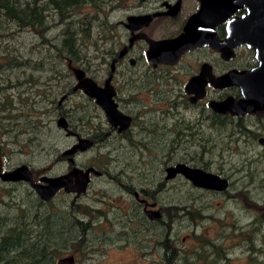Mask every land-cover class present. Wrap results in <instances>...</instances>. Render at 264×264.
<instances>
[{
  "label": "flooded vegetation",
  "instance_id": "obj_1",
  "mask_svg": "<svg viewBox=\"0 0 264 264\" xmlns=\"http://www.w3.org/2000/svg\"><path fill=\"white\" fill-rule=\"evenodd\" d=\"M263 1L240 0L232 7H224L217 0H108L102 9L93 10L94 24L91 30L92 42H90L92 54L87 57V62L74 63L71 59H67L68 71L64 74L60 73L61 76L66 77L64 91L58 100L53 97L49 107L40 106L42 101L45 105L48 102L46 89L42 90L47 81L46 78L43 79L42 74L43 70H48L46 57L41 56L33 62L34 59L30 55L37 50L39 52L46 50L47 32L41 36V32L37 29L29 26L21 27L15 21H11L4 45L8 44V48L18 56L9 41L16 33L29 31L31 52L27 58H21L22 60L18 56V61H27L35 67L33 71L32 66L26 67L20 70L18 75L10 70L7 71V76L11 79L9 84H0V98L7 95L12 100L11 111L14 112L13 93L16 90L17 98L21 99L22 95H26L21 101L29 106L26 112L27 117L28 114L44 115V118L47 115L53 116L56 126L73 140L65 149L79 144L82 139L90 141L87 149H78L71 155V161L68 155H63L65 149L61 152L67 166L59 174L34 173L31 167L26 165L32 173L34 182L39 183L43 177L65 176L73 170L82 173L90 169L94 171L88 172L85 192L78 195L68 193L63 188L48 202L41 201L31 186L25 182L6 183L0 179L2 188L7 189L9 193L11 187L13 189L25 184L44 205L51 203L60 194L72 197V203L60 209L63 210L61 215L63 212H71L76 217L75 224L76 221L91 224L93 229L89 231L91 236L88 237L92 239H87L88 247H92L93 239L101 233L107 244H113L119 239L129 242V236H133L138 242V238L143 237L144 231L151 232L152 237L156 236V224L166 217L165 210L170 214L177 211L176 208H180L160 206L157 195L165 189L164 183H174L182 179L192 188L213 194L215 197L228 195L229 198L237 199L234 195L230 197L228 193L233 182L231 177L224 173L225 165L230 164L224 163L227 157L230 160L238 155L239 161L230 165L235 173H238L241 167L254 169L251 170L254 173H251L250 185L259 184L260 189L263 190L264 175L259 168L264 169V115L249 112L242 115L220 113L210 106L211 102H221L229 97L236 100L243 97L238 84L219 87L215 83L218 78L229 72L254 71L264 63V14L260 8ZM40 3L44 2L41 0ZM250 5H252L251 10ZM252 10L253 15H251ZM42 12L47 20V10L43 8ZM130 18H136V20L130 22ZM12 23L14 26L11 27ZM13 27L15 29L11 31ZM186 31L189 32L190 40L191 38L202 40L203 44L186 48L169 62L157 61L159 60L157 54L160 53L153 44L175 39ZM230 31L233 37L231 41H226ZM75 68L81 69L84 77L91 78L98 87L108 86L107 88L113 92L112 99L116 109L122 115V123L111 122L94 97L86 95L81 89H75L78 83L74 73ZM55 72L52 75L58 79L59 71ZM260 81H262L260 78L255 79L252 86L256 87ZM202 90L203 96L198 97ZM76 93L82 94L85 102L74 101L71 104L73 102L71 97ZM31 105H34V111ZM23 107L25 106H22V109ZM36 107L41 109L37 110ZM5 113L0 112V123L8 120L5 118ZM20 113L22 115L24 112ZM62 117L66 120L69 135L57 124ZM127 118L128 126L120 130V127L127 122ZM24 119L27 123V119ZM31 123L32 121H29V124ZM40 123L46 125L47 122H44L41 117L40 121L34 123V127L28 125L25 128V124L23 128L34 129ZM5 130L7 129L4 128L2 131ZM159 134L170 136V148L173 152L189 141H193L190 146H198L202 152L200 163L195 164L191 159L189 162L170 160V152L168 161L171 163H165L164 183L160 180L156 182L158 172L144 170L143 165L153 163L146 156L147 154L153 156L151 151L159 144L153 137ZM258 146L262 149H258ZM226 148L229 149L226 152L227 157L222 154ZM91 150L98 152L92 157V161H88L87 164L76 161L79 154H85ZM218 150H220L219 153L210 154ZM7 151L4 143L0 141L3 172L25 165H11L12 153ZM135 151L141 152L140 161L112 160L111 152ZM179 164L227 179L228 190L219 193L195 188L180 174L167 180L166 169ZM71 180L72 185H76V177H72ZM98 180H107L125 195L124 208L107 204V209L102 210L97 207V204H104V200L100 197L96 204L79 203ZM251 200L255 207L249 210L253 214V219L248 229L253 231L254 235L259 233L262 238L264 200L261 203L258 200ZM117 211H122L120 217H115ZM151 211H159L161 218L153 220L149 216ZM180 211H185L186 217L192 214L190 208ZM198 216L200 222L210 217L202 214ZM99 223L109 224L112 230L98 225L102 228L98 232L96 225ZM116 225L121 227L119 235L122 238L114 232L113 228ZM156 244V247L153 245L151 247L150 257L160 251L159 241Z\"/></svg>",
  "mask_w": 264,
  "mask_h": 264
},
{
  "label": "rangeland",
  "instance_id": "obj_2",
  "mask_svg": "<svg viewBox=\"0 0 264 264\" xmlns=\"http://www.w3.org/2000/svg\"><path fill=\"white\" fill-rule=\"evenodd\" d=\"M84 12L90 13L92 16L93 11L83 9ZM87 10V11H86ZM46 13H49L47 11ZM77 15V13H76ZM52 19V20H51ZM72 20L76 19V16L71 18ZM47 21L49 24L54 25L46 36L52 39L53 42L59 43L62 39V31L65 29V23L60 24L58 22L57 15L54 14L53 10H50V17ZM77 25V24H76ZM14 26L13 23L11 27ZM11 29V31H13ZM5 41L0 39V51L2 46L5 44ZM92 42V41H91ZM10 45L15 48L16 54L20 57V60L27 58L28 54L31 52L30 45V34L29 31H22L21 33H16L15 36L10 39ZM49 45H46V50H37L36 53L30 54L34 61H37L41 56L46 57V60H49ZM85 54L89 57L92 54V46L89 43L88 49L84 50ZM52 55V54H51ZM48 57V59H47ZM22 58V59H21ZM55 71H59V74L67 73V62L68 60H56ZM47 69L49 68L46 64ZM19 70H23L19 69ZM54 71V72H55ZM16 72V74H18ZM53 72L48 70H43V79L46 78V83L42 87V90L46 89L47 94V105L42 101L40 106H50V101L55 97L57 100L64 91V85L66 77L61 76L55 78L52 75ZM53 77V79L51 78ZM48 78V79H47ZM16 90H14V112H12V119L4 120L0 123V141L4 143V147L8 150L7 152L12 153L10 163L11 165H20L25 164L31 167L34 173H48L49 175L61 173L65 170L67 166L66 160L61 156V152L72 143V138L67 137L62 130L56 126V121L53 116H48L44 118V115H34L28 114L26 112L28 109V104L21 101L25 99L26 95H22L21 99L17 98ZM28 96V95H27ZM71 104L74 101L85 102L82 97V94L76 93L71 97ZM32 103V102H31ZM22 106L24 109H22ZM34 105H31L33 108ZM39 106V107H40ZM39 107L35 109L40 110ZM20 112H24L20 115ZM19 115V117H18ZM18 117V118H17ZM43 117L44 123H40L34 129L25 128L30 125L34 127V123L41 120ZM27 119V123L25 119ZM29 121H32L29 124ZM4 128L7 130L2 131ZM28 131V132H24ZM17 134V136H16ZM155 140L159 142L158 146L154 148L153 156L147 154V159L152 160L153 163H145L143 165L144 170H154L157 171L158 180H164V168L166 167L165 163L168 161V154L171 152L170 160L181 161L184 160L189 162L190 159L193 163H200V155L202 152L198 146H190L193 141L182 145L177 148L174 152L171 150L170 136L165 134L154 135ZM193 140V139H192ZM258 149H262L258 146ZM229 149L226 148L222 152L225 157H227L226 152ZM213 152L210 154L219 153ZM96 151H89L85 154H79L76 157L78 163L87 164L88 161H92V157L97 154ZM141 152H111L112 160L125 161L131 159V161H140ZM234 156V155H233ZM194 157V159H193ZM205 160V159H204ZM226 160V161H224ZM226 164L224 167V173L231 177V188L228 190L230 197L240 191L247 192L250 199L258 200L260 203L264 200V189H260L259 184L250 185L251 173L254 169H249L248 167H241L238 169V173L234 172V169L230 167L231 164L238 162V155L234 156L233 159L229 160L224 159ZM169 162L168 164H170ZM263 171L264 169L259 168ZM164 183V181H163ZM165 189L161 190L157 195V199L161 207L163 206H174L180 208H190L191 212L194 213L192 216H184L179 218V215H182L183 212L176 208L178 211L177 215L173 218V223L170 230V238L178 247L181 252L182 258L178 264H188L187 262H193L194 264H256L264 262V255H258L254 257V254H251L248 251L249 243L246 240V233L243 238L240 235V232L243 230H248L249 223L253 219V214L244 208L241 200L235 198H229L226 195L221 197H215L213 194L206 193L205 191H200L192 188L190 185L186 184L184 180L179 179L174 183H164ZM116 186L108 183L107 180H98L95 181L94 185L90 187L89 192L86 196L81 199L79 203L82 205L96 204V201L100 198L104 200V204H97L98 208L102 210L107 209V204H113L117 208H124L126 197L125 195L115 188ZM256 189H255V188ZM11 192H7V189L2 188L0 185V213L6 216L9 219H15L16 214L20 212L19 207H27L29 212H35L37 209L38 198L35 194L30 191L27 185L21 184L17 187H14ZM72 197H66L62 194L58 195L51 203L43 205L40 209V212H49L51 214L61 215L60 209H64L66 205L72 203ZM197 209L198 211H195ZM176 211L170 212V214L175 215ZM205 216H210L209 218L203 219L200 222L198 219V214ZM122 211H117L115 217H120ZM167 222V217L163 218ZM200 222V223H199ZM98 225L112 230L109 224L99 223L96 226V230L100 232L102 228ZM157 229L155 231L156 236L152 237L151 232L144 231L143 237L141 236L135 241L133 236H129L128 241H121L120 239L115 243L107 244L106 240L99 234L94 238L92 243V248L90 252L86 253L85 257H81L80 253L71 254L65 253L58 260L69 258L73 256L74 264H159L161 258V249L159 247V253H155L153 257H150V251L152 250V245L156 247V242L160 241L166 235V229H162L161 224H156ZM103 228V229H104ZM114 232H117V236L122 238L121 227L119 225L114 226ZM235 229V230H233ZM95 230V232H97ZM107 230L109 235L111 233ZM250 230V229H249ZM200 237V239H197ZM259 233H255L253 237L254 244H257L261 241ZM92 239V237H91ZM204 239L211 240L215 245L220 248V251L215 252V249L212 251L210 248L204 246ZM101 241L99 243L95 241ZM260 245V244H259ZM149 251V252H148ZM219 253V256L217 255ZM224 255V258L222 256ZM256 260H255V259ZM251 259H254L252 261Z\"/></svg>",
  "mask_w": 264,
  "mask_h": 264
},
{
  "label": "trees",
  "instance_id": "obj_3",
  "mask_svg": "<svg viewBox=\"0 0 264 264\" xmlns=\"http://www.w3.org/2000/svg\"><path fill=\"white\" fill-rule=\"evenodd\" d=\"M40 1L0 0L1 41L7 40V30L11 21H15L21 27L29 26L37 29L38 32H41V36L45 32L48 33L58 23L52 25L45 20L46 18L42 12V9L45 8L49 11L47 13L48 19L50 10H53L54 14L57 15L58 22L66 25L59 43L53 42L52 39L46 36V42L50 48L49 60L46 61L49 67L48 71L53 72V74L56 73L54 71L56 70L57 59L67 60L69 58L74 63L87 62L88 56L84 50L88 49L91 42L94 15L90 16L89 11L84 12L83 9L98 11L103 8L108 0H42L44 3H40ZM73 16H76L75 20L71 19ZM6 45L0 51L1 85L10 82L11 78L7 76V71L10 70L16 74V72H20L19 69L32 66V69H30L33 71L35 67L27 61L19 62L18 56L8 48V44ZM4 74L6 76H3ZM0 106V112H6L5 118H12V100L7 95L0 98ZM236 197L241 200L247 210L255 207L247 192L240 191L236 194ZM36 205L37 210L35 212H29L27 207H19L20 212L16 214L15 219H9L0 213V264H57V260L65 253H80L81 257H85L86 253L90 252L92 247H88L87 244L88 240H91V237H88L91 236L89 231L93 229L91 224L78 221L75 224L76 217L71 212H63V215L40 212L41 207L44 205L40 200ZM177 209L184 210L185 208ZM195 211L198 210L195 209ZM181 212L183 214L179 215V218L186 216L185 211ZM177 213L178 211L175 212V215H172L165 210L167 222L163 219L159 221L162 229H166V235L159 241L161 248L159 264H178L182 258L178 247L170 240L173 218ZM195 214H198V212H195ZM192 215H194L193 212ZM198 219L200 220L199 216ZM242 231L240 235L243 238H245L246 233H249L248 236L246 235V240L249 243L248 251L254 254V257L260 254L264 255V234L260 243L254 244V232L249 229H242ZM197 239H200V237H197ZM203 244L212 251L214 249L215 252L220 251V248L211 240L204 239ZM217 255L219 256V253ZM222 258H224V255ZM254 259L251 260L254 261ZM254 262L256 264V261ZM187 263L194 264L193 262ZM258 264H264V262Z\"/></svg>",
  "mask_w": 264,
  "mask_h": 264
},
{
  "label": "water",
  "instance_id": "obj_4",
  "mask_svg": "<svg viewBox=\"0 0 264 264\" xmlns=\"http://www.w3.org/2000/svg\"><path fill=\"white\" fill-rule=\"evenodd\" d=\"M205 1V0H203ZM224 7H232L234 4L240 0H217ZM248 1V0H246ZM264 14V1L262 7ZM252 5H250V10ZM253 10L251 15H253ZM249 15V16H251ZM248 18V16H246ZM249 19V18H248ZM130 22H134L136 18H130ZM232 32L228 34L226 41H231ZM189 32L181 34L179 37L172 40H164L160 42H155L153 44L154 48H157L160 54L159 62H169L180 54L183 50L194 45L203 44L202 40H191L188 38ZM225 41L223 42V44ZM155 56V55H154ZM74 73L78 80L75 89H81L86 95L94 97L96 102L105 110L109 120L113 123L123 122L122 115L116 109V104L112 99L113 92L106 88L98 87L97 84L89 77H84V72L75 68ZM260 78L262 81L257 86H252L255 79ZM262 82V83H261ZM215 83L219 87H224L230 84H238L240 86L243 97L240 100H236L232 97L226 98L221 102H211L210 106L217 112L220 113H231L242 115L244 113H259L264 115V63L260 64L259 67L254 71H243V72H229L218 78ZM191 85V84H190ZM203 89V88H202ZM203 96V90L198 95V97ZM57 124L67 131V135L70 134L68 131L67 123L65 118H59ZM128 126L127 122L120 127V130ZM90 141L82 139L79 144H75L63 151V155H68L71 159V155L77 152L78 149L85 150L89 147ZM2 156L0 153V179L6 183H19L25 182L28 183L31 188L34 190L36 195L41 201L48 202L55 197L57 192L60 189H65L68 193H80L85 192L86 185L88 183V172L94 171L90 169L85 173L77 172L73 170L70 174L65 176H58L54 178L43 177L40 179L39 183L34 182L32 173L26 165L19 166L11 171L3 172V162ZM182 175L187 179L195 188L199 189H208L216 191L219 193L225 192L228 190L229 182L225 178H221L217 175L206 173L201 169L191 168L183 164L176 165L175 167H169L166 169V179H172L176 175ZM72 177H76V185H72ZM149 216L155 220L161 218V213L159 211H151ZM74 260L72 257L65 258L60 260L58 264H73Z\"/></svg>",
  "mask_w": 264,
  "mask_h": 264
}]
</instances>
